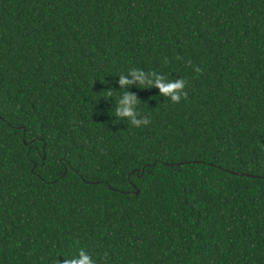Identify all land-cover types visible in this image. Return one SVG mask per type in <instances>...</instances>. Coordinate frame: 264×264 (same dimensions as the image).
Segmentation results:
<instances>
[{
	"label": "trees",
	"instance_id": "16d2710c",
	"mask_svg": "<svg viewBox=\"0 0 264 264\" xmlns=\"http://www.w3.org/2000/svg\"><path fill=\"white\" fill-rule=\"evenodd\" d=\"M80 249L264 264V0H0V264Z\"/></svg>",
	"mask_w": 264,
	"mask_h": 264
},
{
	"label": "clouds",
	"instance_id": "9594fccd",
	"mask_svg": "<svg viewBox=\"0 0 264 264\" xmlns=\"http://www.w3.org/2000/svg\"><path fill=\"white\" fill-rule=\"evenodd\" d=\"M129 73H131L135 77V80L140 81V85H144L145 82H147L149 86L160 87L161 93L165 97H170L173 102H180L182 96L186 95V93L183 92L186 83L183 79H176L165 82L162 78L159 77L153 80L149 78L148 75L143 71L131 70ZM153 75L155 74L153 73ZM135 80L127 79V75H120L119 83L121 85V88H124L125 86L132 85ZM137 104L138 97L135 95V93L131 92L130 90L124 92L123 98L118 99L115 102V108L113 110L115 117L118 119L128 118L131 120V123L137 127L142 124L147 125L149 123L147 118H137ZM64 264H96V262L84 249H80L78 255L66 259L64 261Z\"/></svg>",
	"mask_w": 264,
	"mask_h": 264
}]
</instances>
